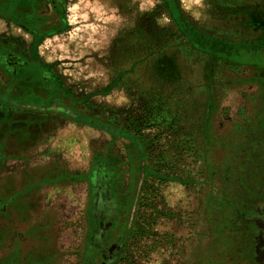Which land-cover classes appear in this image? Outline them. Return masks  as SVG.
I'll return each mask as SVG.
<instances>
[{
	"label": "rangeland",
	"instance_id": "rangeland-1",
	"mask_svg": "<svg viewBox=\"0 0 264 264\" xmlns=\"http://www.w3.org/2000/svg\"><path fill=\"white\" fill-rule=\"evenodd\" d=\"M67 9L54 57L74 101L60 120L89 132L83 162L69 154L65 168L88 180L57 187L69 196L56 201L45 253L56 264H264V0Z\"/></svg>",
	"mask_w": 264,
	"mask_h": 264
},
{
	"label": "crops",
	"instance_id": "crops-1",
	"mask_svg": "<svg viewBox=\"0 0 264 264\" xmlns=\"http://www.w3.org/2000/svg\"><path fill=\"white\" fill-rule=\"evenodd\" d=\"M68 3L69 0H0V145L7 146L14 140L26 142L22 144L23 158L14 168L24 167L25 163L32 166L52 162L67 165L69 154L75 163H82L85 158L83 137L89 130L76 125L88 124L76 117H72L71 122L65 120L68 121L65 124L60 120V117L71 116L65 103L74 101L59 59L54 57V42L70 25ZM16 7L23 17H18L19 13L14 15ZM189 29L194 28L189 24ZM52 126L53 132L49 130ZM34 148H40L38 155L33 154ZM31 171L34 170H26L25 176ZM20 179L17 174L14 179L17 189L21 188ZM70 183L77 182L70 179ZM44 187L48 190L38 197L42 198L45 211H53L59 197L69 196L66 188ZM22 195L13 192L8 199H21ZM27 210L31 211L25 207L24 214ZM32 219L23 222V226L35 227L36 221ZM54 237L57 241L58 236Z\"/></svg>",
	"mask_w": 264,
	"mask_h": 264
},
{
	"label": "trees",
	"instance_id": "trees-1",
	"mask_svg": "<svg viewBox=\"0 0 264 264\" xmlns=\"http://www.w3.org/2000/svg\"><path fill=\"white\" fill-rule=\"evenodd\" d=\"M255 48L256 47L252 48L253 53ZM253 53L251 52L249 59L246 61L249 64L252 63L254 67L258 59L255 55H252ZM241 61L243 64L244 60L242 59ZM23 143L25 144L26 142L14 140L12 143L8 142L7 146L4 144L0 145V235L2 234V229L7 231V240L5 248H3L7 256L4 260L2 259V249L0 248V259L5 261L6 264H23L21 262H25L28 258L36 259L35 264H56L57 257L53 258L45 253L46 249H49L51 240H53V243L56 242V238L54 236L52 237L49 234L50 231H48L51 227L56 226V223L52 225L51 214L53 211L44 210L42 198H39L38 194H42L40 191L46 188L44 187L45 185L58 187L64 181L70 182V179H74L76 182H79V180L81 181V177L86 180L88 179L84 172L70 171L65 168V165L57 162L39 166H32L25 163L24 167L21 165L22 167L17 166V168H14L13 166H15V163L23 158ZM30 168L34 171L29 172L25 176V171ZM17 174L21 176L20 189L16 188L17 183L14 180ZM37 182H39L40 185H35ZM13 192L24 195H22L21 199L14 198V200L11 201L8 198ZM92 193L93 189L91 184L87 205V224L88 227L90 226L89 228L94 226V212L97 207L96 197ZM3 207L5 209H3ZM25 207L31 209V211H26V213L28 212L27 214L23 212ZM12 212L15 213L16 217H10ZM29 218L35 219V227L26 228L23 226V222L28 223ZM49 224L52 226L49 227ZM18 236L24 238L23 241H21ZM12 242L17 243V246L12 245ZM21 243L23 245H21ZM20 249L26 250L23 252L25 253V255H23L24 257L20 256ZM50 250L51 249H49V251ZM34 251H37L40 256L36 257L34 255L36 253H32Z\"/></svg>",
	"mask_w": 264,
	"mask_h": 264
}]
</instances>
